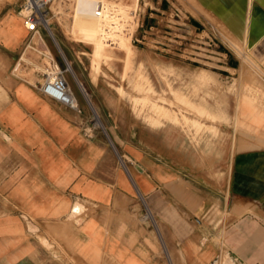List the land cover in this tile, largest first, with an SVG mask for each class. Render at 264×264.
Here are the masks:
<instances>
[{
  "label": "crops",
  "instance_id": "obj_1",
  "mask_svg": "<svg viewBox=\"0 0 264 264\" xmlns=\"http://www.w3.org/2000/svg\"><path fill=\"white\" fill-rule=\"evenodd\" d=\"M21 5L0 0V264H264V0L187 1L193 28L214 20L261 71L224 51L211 73L229 91L198 93L212 96L208 140L168 123L100 128L92 111H112L109 91L70 66L81 114L41 93ZM145 6L149 25L168 1Z\"/></svg>",
  "mask_w": 264,
  "mask_h": 264
},
{
  "label": "rangeland",
  "instance_id": "obj_2",
  "mask_svg": "<svg viewBox=\"0 0 264 264\" xmlns=\"http://www.w3.org/2000/svg\"><path fill=\"white\" fill-rule=\"evenodd\" d=\"M76 1L58 5L60 14L53 27L56 44L48 37L45 40L61 68L70 64L74 73L88 75L90 80L96 79L103 88L108 89V103L112 111L104 115L97 113L99 117L94 113L93 116L94 123L98 118L102 124L108 120V125L104 123L106 131L114 121L118 129L138 125L157 129L168 123L176 129L183 127L202 134L207 140L218 137L219 129L213 127L216 118L211 111L212 96L198 98V93L205 88L212 93V90L219 88L229 91V85L220 83L217 76L211 73L217 72L216 69L223 64L224 51L237 55L246 70L261 75L258 64L245 54L246 49L230 41L214 20L205 17L201 19L199 29L191 26L190 16L186 12L189 0H167L168 7L158 18H154L152 29L146 25L145 4L148 0H96L102 4V8L103 5H113L127 11L124 10L122 17L113 19V25L107 26L112 28L115 35L122 36L124 49L117 44L108 45L113 43L111 40L104 42L107 57L94 61L92 47L85 41V37L83 39V32L77 31V36L73 27ZM131 11L137 12L134 19L130 17ZM127 48L131 50L129 59L124 52ZM23 61L35 64L36 70L40 72H46L50 67L49 60L36 53L24 55ZM188 63L195 70L190 95L182 88V75L186 73L183 68ZM93 64L96 66L94 69ZM17 69V76L28 77L32 82V71L21 74V67ZM68 76L73 85L74 75L70 72ZM234 89L235 86L232 87ZM220 196L221 205L215 212L224 219L221 223L224 227L230 218L229 197L225 189H222ZM223 264L230 262L226 260Z\"/></svg>",
  "mask_w": 264,
  "mask_h": 264
},
{
  "label": "built area",
  "instance_id": "obj_3",
  "mask_svg": "<svg viewBox=\"0 0 264 264\" xmlns=\"http://www.w3.org/2000/svg\"><path fill=\"white\" fill-rule=\"evenodd\" d=\"M71 0H22L19 11L24 26L29 33L26 48H30L41 57L49 60L50 67L43 72V82L39 90L44 95L50 97L65 109L81 114L82 110L79 101L67 82V74L70 73L68 65L63 69L55 61L45 38L48 37L56 44L54 29L56 19L59 17V6L67 5ZM136 11H131L132 19L136 16ZM152 29V25L148 26ZM95 112L92 111L93 116Z\"/></svg>",
  "mask_w": 264,
  "mask_h": 264
},
{
  "label": "bare ground",
  "instance_id": "obj_4",
  "mask_svg": "<svg viewBox=\"0 0 264 264\" xmlns=\"http://www.w3.org/2000/svg\"><path fill=\"white\" fill-rule=\"evenodd\" d=\"M136 1L138 2V0H136ZM75 4L76 5L74 8V16H73V25L74 26L73 27L75 28L76 35L78 32H81V31L83 32L81 34L83 36V39L85 37L86 38L85 41L92 47V54L94 57V61L100 59L101 57L102 58L107 57L104 42H108L111 40L113 43L108 44V45H112V44L116 45L117 44L124 49L125 41L122 38V36L115 35L114 32L112 31V28L107 27V26H108V24L113 25V22H112L113 19H116L118 16L122 17V15H123L122 13H124V10L126 12L127 11L126 9H123L120 6H113V5H111V6L103 5V8H102V7H100L102 4L96 0H77ZM136 6H137V4H136ZM113 14H114V16L110 17V15H113ZM117 28H118V26H117ZM77 36H79V35H77ZM124 52H126V57H127V59H129L131 50L129 48H127L126 51H124ZM68 67H69V65H68ZM95 67H96L95 64H93L92 68L94 69ZM126 68H128V61H127ZM203 80H205V79H203ZM94 81H97V80L94 79ZM199 81L201 82V80H199ZM96 119H97V117H96ZM97 124H98L97 126H100L99 121H97Z\"/></svg>",
  "mask_w": 264,
  "mask_h": 264
},
{
  "label": "trees",
  "instance_id": "obj_5",
  "mask_svg": "<svg viewBox=\"0 0 264 264\" xmlns=\"http://www.w3.org/2000/svg\"><path fill=\"white\" fill-rule=\"evenodd\" d=\"M152 24H149V25H147V26H151ZM220 50H224V49H220Z\"/></svg>",
  "mask_w": 264,
  "mask_h": 264
},
{
  "label": "water",
  "instance_id": "obj_6",
  "mask_svg": "<svg viewBox=\"0 0 264 264\" xmlns=\"http://www.w3.org/2000/svg\"><path fill=\"white\" fill-rule=\"evenodd\" d=\"M73 212H75V210H74ZM212 264H216V262H214V263H212Z\"/></svg>",
  "mask_w": 264,
  "mask_h": 264
}]
</instances>
